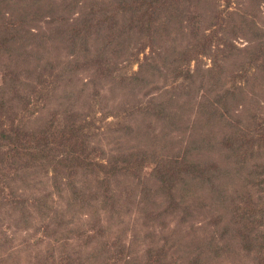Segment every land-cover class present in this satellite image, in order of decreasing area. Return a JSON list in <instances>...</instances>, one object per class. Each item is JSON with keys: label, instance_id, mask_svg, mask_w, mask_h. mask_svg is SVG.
<instances>
[{"label": "rangeland", "instance_id": "374dc122", "mask_svg": "<svg viewBox=\"0 0 264 264\" xmlns=\"http://www.w3.org/2000/svg\"><path fill=\"white\" fill-rule=\"evenodd\" d=\"M44 1L0 0V27L36 3L44 14L22 38L0 32V264H258L237 225L218 237L214 219L148 213L146 200L175 155L196 157L190 131L210 105L230 114L217 141L264 114V0H189L184 32L165 0ZM168 109L179 111L171 129ZM65 120L83 143L71 130L62 143L23 135ZM241 177L230 181L245 207L257 190Z\"/></svg>", "mask_w": 264, "mask_h": 264}, {"label": "trees", "instance_id": "16d2710c", "mask_svg": "<svg viewBox=\"0 0 264 264\" xmlns=\"http://www.w3.org/2000/svg\"><path fill=\"white\" fill-rule=\"evenodd\" d=\"M49 1L51 2V0L44 2L49 5ZM165 1V8L169 6L170 14H173V17H170L168 22L172 23V20L175 19L171 26L183 28L184 32L187 26H185V19H183V17L186 15L185 13L190 11L189 3L187 2L189 0ZM41 4L42 2L36 3L37 8L35 7L31 11H26V13H24L25 15L11 26L7 27L4 25L0 27V32L4 33L2 36L9 38V36L15 35L16 37L22 38V35L26 34L22 29L30 27L28 26L29 24L39 23L43 20L44 14L40 9ZM135 7L136 6L130 4L128 5L130 10ZM131 14L136 19L134 11H131ZM176 14L181 15L177 16ZM246 14L245 7L241 16L245 17L246 23H249L250 21L246 19ZM11 29H15V31L12 32ZM74 35L75 34H72V37H74ZM152 36H154V34H152ZM262 49L264 50V46ZM221 97H226V95H220L217 102L221 103L225 108L226 102L223 101ZM178 107L179 110L182 109V106ZM227 111V108L223 111H220L219 108L216 109L214 103L210 105V108H207L208 116L202 118V121L199 122L197 130L193 135H191L190 131L189 143L187 144L189 150H193L196 157H188V155L184 153L178 157L175 155L172 165L163 167L164 170L160 169L162 172L159 171L156 174L155 180L157 188L154 186L149 187L155 192L152 195L156 199L154 202H151L147 197L146 202L147 205H149L147 212L150 213L152 209L163 207L161 212L172 211V213H180V220L184 222L190 216H194V211L196 214L203 217V219H200L201 222L205 221L206 224H208L207 219H214L216 223L212 222V224L218 230L216 234L218 237L229 234L232 225H237L245 242V245L242 247L250 253L253 251V257L264 259V159L262 161H256L255 163L250 161L254 156H256V158H260L259 156L264 158V155H262L264 152V145L261 148L262 141L264 140V114L245 113L246 118L252 120V122L246 124L245 121L242 120L243 118L237 119L234 123L237 127L236 132L229 133V135L223 133L221 140L217 141L214 138L216 134L213 130L219 129V131L223 132L224 129L231 126L230 114ZM178 112L179 111L176 109H173L172 112L169 109L164 110L162 115L165 117V127L168 126L171 129L172 127L169 125L171 121L174 120V122H176L179 120ZM259 117L262 118L260 119L261 125L257 123V118ZM239 123H241V125H239ZM171 125H173L174 128L177 127L176 123ZM80 126L81 125H75L65 120L62 126L58 128L52 126L51 130L47 129L43 131L44 134L42 137L37 136V133H33V130L23 135L24 137L29 136L40 140L53 139L56 143H60L65 132L71 130L67 139H73L74 142H77L80 136L79 141L83 143L84 140L82 136L84 133ZM242 128L246 131L242 134H238ZM54 129L61 131L59 141L54 139ZM216 150L218 154L220 152L218 156H223L222 159L217 160L215 158L214 155L216 154ZM247 167L249 172L244 173ZM173 174H175L176 178L173 177ZM244 175H246L245 178ZM241 176H243L242 184L244 182V184L253 187V192L257 190V197L251 201L248 198L249 192L247 193L248 196L245 195L247 197V199L244 200L245 207L248 208L251 204L254 205L248 209V212L245 207H241V205L237 204V200H242L243 191L239 186L233 188L231 184L232 180H240L242 178ZM107 197H109V195H107ZM109 202L112 206L118 204L117 201ZM225 216H228L227 220H223ZM242 222V229H240ZM252 230H254L255 235H251ZM230 242L229 238L225 240L227 245H230ZM216 246L217 247L214 249L215 253H221L218 252L219 249H222L220 247L221 245L216 244ZM223 246H225L224 243L222 247ZM225 249L228 250V246H225ZM259 259L258 264H264V262Z\"/></svg>", "mask_w": 264, "mask_h": 264}]
</instances>
